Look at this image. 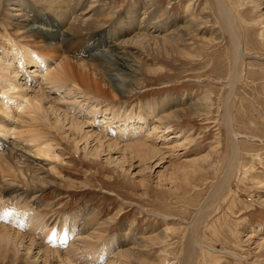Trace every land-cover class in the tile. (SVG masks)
<instances>
[{"label":"rangeland","instance_id":"1","mask_svg":"<svg viewBox=\"0 0 264 264\" xmlns=\"http://www.w3.org/2000/svg\"><path fill=\"white\" fill-rule=\"evenodd\" d=\"M30 1L34 6L40 4L45 7L43 11L48 12L45 3ZM146 1L111 0L110 6H113L117 16L121 15L124 20L131 15L142 19L146 13L150 14L146 11L154 8L158 10V14L167 11L179 28L186 29L191 25L189 29L184 30V34L192 54L183 56L173 50L168 51V54L153 50L143 52L132 44L129 51L137 64L133 81L128 86L130 93L124 98L108 101L109 104L128 107L127 110L132 105L133 112L140 114H144L142 106L146 104L159 105L160 111L165 113L168 107L165 108L161 104L169 97L174 104L185 108L186 105H194L196 100L200 101L202 96L207 95L209 107L206 112L202 110L199 114L162 121L156 130L152 129L150 119L141 130L140 137L147 136V143H155L162 153L143 159L124 150L125 140L117 137L121 118H111V111L104 108L106 101L99 104L95 115L88 113L87 121L81 116L82 113L86 115V111L74 110L76 114L79 113L77 115L80 120L87 122L83 131L72 133L76 142L67 138V126L59 130L54 127L50 129L47 123L52 124L56 115L64 112V108L63 103L56 100L58 91L49 90L45 83L42 74L46 71L42 72L41 67L32 63L21 67V61L16 58L12 60L13 63L10 60L5 61L3 70H0L3 78L7 76L12 81H18L16 83L22 84L29 97L35 94L39 96L42 90L45 109L49 105L58 108L55 109L57 113L54 111L52 115L45 110L46 118L39 113L35 120L36 126L39 125L36 128H44L45 137H49L47 140L51 143L50 150L53 147V156L50 153L51 155L35 157L27 153L40 161L39 166L45 172L42 175L46 178L37 196L30 195L27 202L37 207V211L45 217L49 225L58 221L67 225L74 223L77 227L74 234L80 231L82 237L90 235L88 239L93 238L94 243L100 242L102 245L109 239L119 242L117 248L111 250L107 256L99 258L94 264H158L161 258H165L166 264H180L188 254L186 251L189 249L190 235L197 225L194 235L198 241V250L202 253L200 257L194 258L193 264H264V246H258L264 236V0H224L231 9L238 12L237 20L243 40V55L237 64V79L231 88L230 41L225 28L223 29L214 0H157L149 10L145 9ZM186 7L189 9L187 12ZM202 9L205 12L200 13ZM88 12V9H85L84 15ZM186 13L193 15L187 17ZM12 14L7 10L4 0H0V49L8 46V41L3 36L15 27L14 24L11 25L14 22ZM202 15H206L207 20L203 23V29L198 30L193 16L198 19ZM129 35L133 36L134 32ZM123 36L124 39L127 38ZM23 40L30 42L37 38L30 37L20 41ZM67 44L73 48L66 52ZM67 44L61 46V51L65 55L76 56L74 51L78 52L79 48L84 46V41L81 43L72 40ZM26 48L34 49L30 46ZM82 53L84 52L81 50ZM54 55L57 56L55 53ZM68 55L66 56L69 57ZM5 56L6 59H11V53ZM86 57L83 54V59ZM55 61L57 59L51 61L53 65ZM26 86L29 88H24ZM20 91L11 90L7 96L0 91V99L7 102L12 113V117L6 118L10 123L8 124L11 134L4 135L0 132V139L5 137L8 142H19V130L23 132L33 127L30 124L32 120L29 119L32 113L28 110L15 111L12 104V99H16ZM80 100L82 97H78V101ZM90 102L91 100H88L87 104ZM86 107L87 105L83 106ZM225 110L234 121L233 129L241 146L238 160L240 168L216 204L201 209L208 194L217 188L216 185L222 179L230 155L231 138L228 137L225 125ZM122 111L123 109L121 113ZM106 117L111 119L105 122ZM87 132L90 136L85 139L83 136ZM165 135L168 139H164ZM100 143L103 152L98 158L85 154V146L89 149ZM23 145L27 144L24 142ZM205 153L211 154L210 157L200 162V168L192 171L190 161L194 157L201 160L200 157ZM54 154L59 157H54ZM182 170H189L187 177L184 178ZM203 211L206 214H203ZM101 227L104 232L97 231V228ZM173 227L176 230L173 231ZM159 233L164 235L159 239L150 240ZM67 247H70L69 242L59 245V254L62 255V251L68 250ZM129 248L136 254L112 262L114 258L117 259L115 252ZM75 253L77 256L72 258L73 263L85 264L86 257L81 255L80 249ZM32 254L34 253L30 255ZM33 258L30 256V259L24 262L19 255L11 262L30 264ZM39 260L41 261V258ZM48 261L49 264H59L50 263V257ZM0 264H9L1 253Z\"/></svg>","mask_w":264,"mask_h":264},{"label":"bare ground","instance_id":"2","mask_svg":"<svg viewBox=\"0 0 264 264\" xmlns=\"http://www.w3.org/2000/svg\"><path fill=\"white\" fill-rule=\"evenodd\" d=\"M110 1L111 0H38V2L46 4L48 12H44L43 9L45 7L43 8L40 4L34 6L30 0H4L7 10L13 13L12 17L14 22L12 21L13 23H11V25L13 26L14 24L15 27L13 30L11 29L12 31H8V33L3 36L4 39L8 41V46L0 49V59L2 58V60H0V70H3V63H5V61H12L16 58L21 61V67H24L28 63H32V65L36 67H41L42 72L46 71L45 74H42V76L45 77V83L48 85L49 90L58 91L56 100H60L64 108V112L56 115V119H54L52 124L50 122L47 123V121L46 123L49 125L50 129L54 127L59 130L61 127L65 128V126H67V131L64 132L68 139L75 141L72 133L83 131L87 123L80 120L77 115L79 113L76 114L74 110L77 109L78 112L82 110L86 111V115L83 113L81 115L86 119L88 118V113L95 115L98 112L97 107L99 104L106 101L107 105L104 108L106 111L107 109L111 111V118H121V124L118 126L117 130L119 135H117V137L120 140H125L126 144H124V150L143 159L158 153L161 155L162 152L156 147L157 145L155 143V145L147 143V136L140 137L141 130L145 128L144 126L148 124L147 122L151 119L153 125V128H151L156 130L160 127L159 124H161L162 121L177 119L191 114H199V112H202V110L205 111L207 107H209L207 105V103H209V96L204 95L200 98V101L196 100L198 101L197 103L195 101L194 105H186L185 108L177 103L174 104L171 97H169L164 104H161V106L165 108L168 107L165 113L160 111L159 105L144 104L145 106H142L144 114H140L138 112H133L134 107L132 105L129 106L130 109L127 110L128 107L123 108L121 105L120 107L114 106L115 104L110 105L108 101L116 100V98H124L127 93H130L128 86L133 81V74L137 64L131 58L132 53L129 51L132 44L136 45L137 48L143 52L153 50L168 54V51L173 50L180 55L190 56L192 54L190 52L191 48L185 39L184 30L189 29L191 25L186 27V29L179 28L173 23L171 15L166 10V12L162 14H158V10L154 8H151L150 11V6L152 7L153 3L157 0L146 1L145 9L149 10L146 12H150V14L146 13L142 19H139L138 16L135 18V15H131L125 20L121 15L117 16V11L114 10L113 6H110ZM214 2L219 10V18L224 26L223 29L225 28L228 34V40L230 41L229 56H231V68L228 70L230 72L229 80L231 88L237 79V64L243 55V40L241 39L240 26L237 20L238 12L234 11L233 8L231 9L224 0H214ZM85 5H87V7H85ZM187 7L185 12L189 10ZM85 9L89 11L86 15H84ZM201 12H205L204 9H202L200 13ZM131 13L134 14L133 12ZM192 15L191 13H186L187 17H191ZM193 17L192 18L196 20L194 21L197 27L196 29H203L202 26L207 20V16H199V20L195 19V16ZM14 30L16 31L14 32ZM131 32H134V35L130 37L129 34H131ZM123 35L127 36V38L124 39ZM30 37L37 38V40H30V42L24 40L20 41L21 39H28ZM80 37L81 39H79ZM72 40H78V42L81 43L84 41V46H81L78 52L77 50L74 51L77 57L72 54V56L66 54L70 57L69 58L61 51V46ZM220 40H222V37ZM69 45L67 44L65 47L66 52L69 51L70 48H73V46ZM28 46L34 49L30 50L26 48ZM81 50L84 53L81 54ZM9 53H11V59H8L9 57L6 59L5 55ZM54 53L57 54V56H53ZM1 54L4 56H1ZM83 54L87 56L85 59H83ZM54 59H57V61H55L53 65L51 61ZM49 68L50 70H48ZM3 77L0 75V91L7 96L10 95L9 92L11 90H21L17 93L18 97L12 99V104L15 111L19 110L18 112H21L23 110H28L32 113L29 119L31 118L33 124H30L33 125V127H29L30 130H24L23 132L19 130L17 133V135H19V142L15 140H10L11 142H8L5 137L0 139V253L3 255V259H6L9 264H12L13 261L11 262V260L13 258L16 259L19 255L22 256L24 262H27L30 256L34 257L30 264H38V262L41 264H49V257L51 258L50 263L57 262L59 264H64V262H66L67 264L68 262V264H74L72 258L77 256V252L75 254L74 252L80 249L81 255L86 257L85 261L83 260L85 264H94L99 258L107 256L111 250L117 248L119 242L115 241V239H109L107 243L102 245H100V242V244L94 243L93 238L92 240L88 239L90 235L82 237L80 231L74 234L77 228L74 223L67 225L63 221H58V223L51 222L52 224L49 225L47 220L44 219L45 217L37 211V207L31 206L27 202L30 195H34V197L37 196L40 192L41 184H43L46 179L42 175L45 172L42 167L39 166L40 161L30 157L27 153H31L35 157L40 155L47 156L53 150V147L52 150H50L51 143L47 140L49 137H45L44 128L43 130L37 129L36 127L39 125L36 126L35 120L39 113L46 118L44 114L45 110H47V112L49 111L52 115L55 109L58 108L48 104V108L45 109L42 103L44 100V93L42 90H40L41 94L39 96L35 94L29 97L26 90L23 89L22 84L16 83L18 81L14 79L12 81V79L7 76L6 78ZM24 88L28 89L29 86ZM6 96H4V98ZM78 97H82V100L78 101ZM3 100L0 99V101H2L0 102V114H2L0 115V132L7 135V133L11 134V127H9L10 123L6 118L12 117V113L11 110L8 109L7 102ZM88 100H91V102L87 104ZM53 101L55 102V100ZM84 105H87V107L83 108ZM122 109L123 111L121 113ZM225 111V125H227L228 137L231 138H229L231 140L230 155L222 179H220L219 184L216 185L217 188L208 194L207 199L204 201V205H201V209L202 207L203 209H207L213 204H216L215 202L219 200L221 193L229 187L230 181L240 168L238 160L240 158L241 146L238 137H236L235 130L233 129L234 121L228 111ZM106 118L107 120L105 122H108L110 117ZM40 122L42 121L40 120ZM12 128L15 127L12 126ZM122 134L124 136H122ZM89 136L87 132L84 134L83 138L86 139ZM98 137L101 136L98 135ZM166 138L167 135L164 136V139ZM98 140L100 141V139ZM24 142L27 145H23ZM30 144L33 145L30 146ZM173 145H170V147ZM85 147L83 149L85 154L95 158H98L103 152L101 143L89 147V149ZM210 155L209 153L203 154V156L200 157L201 160L194 157L189 163V165L193 167L191 170L193 171L194 169L200 168V162L209 158ZM54 157L57 158L59 156L55 155ZM187 171L189 172V170ZM188 172L182 170L184 178L187 177L189 174ZM203 214L206 213L204 212ZM197 227L198 225L192 230L190 235L191 240L189 241L190 244L187 243L189 245V249L186 251L188 254L180 264H193L194 258L200 257L202 253L200 252L201 250H198V241L194 235ZM97 229L99 232H104L103 227ZM174 230H176V228H174L173 231ZM170 231L172 230L170 229ZM162 234L164 235V233ZM162 234L159 233L158 236H153L150 240L159 239L162 237ZM149 236L151 237V235ZM141 241L143 242V239H141ZM64 242H69L70 247H67L68 250L62 251L63 258V256L59 254V245L64 244ZM258 246H264V236L261 237ZM31 253L34 254L30 255ZM115 254L117 259L114 258L112 261L113 263L118 259L121 260L123 258L124 260L128 255L131 256L136 253H133V250L131 251L129 248L124 249V251L118 250ZM40 258L41 261L39 260ZM132 259L134 258L132 257ZM159 263L166 264L165 258H161V262H158V264Z\"/></svg>","mask_w":264,"mask_h":264}]
</instances>
